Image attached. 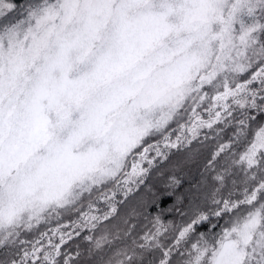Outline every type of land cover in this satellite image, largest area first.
I'll list each match as a JSON object with an SVG mask.
<instances>
[{
	"label": "snow or ice",
	"instance_id": "6c2138e0",
	"mask_svg": "<svg viewBox=\"0 0 264 264\" xmlns=\"http://www.w3.org/2000/svg\"><path fill=\"white\" fill-rule=\"evenodd\" d=\"M0 264H264V0H0Z\"/></svg>",
	"mask_w": 264,
	"mask_h": 264
},
{
	"label": "trees",
	"instance_id": "16d2710c",
	"mask_svg": "<svg viewBox=\"0 0 264 264\" xmlns=\"http://www.w3.org/2000/svg\"><path fill=\"white\" fill-rule=\"evenodd\" d=\"M182 178H187L189 180L198 178V170L194 166H189L188 168L185 169L184 173L181 174ZM187 185H185L186 187Z\"/></svg>",
	"mask_w": 264,
	"mask_h": 264
}]
</instances>
